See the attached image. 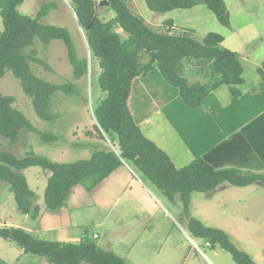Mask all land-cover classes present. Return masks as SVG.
<instances>
[{"label": "trees", "instance_id": "obj_1", "mask_svg": "<svg viewBox=\"0 0 264 264\" xmlns=\"http://www.w3.org/2000/svg\"><path fill=\"white\" fill-rule=\"evenodd\" d=\"M23 1L0 0L3 22L0 30V78L6 69L11 70L23 92L30 97L37 116L42 120H52L56 116L51 111L54 92L70 93L74 87L72 84L52 83L34 73L30 63L40 62L32 48L35 39L43 45L55 39L63 41L76 78L86 73L87 58L78 57L65 27L40 21L54 7L53 3L42 4L35 16H30L18 10ZM106 1L107 9L114 15L104 21L97 15L94 0H70L78 23L84 29L88 48L98 60L97 84L106 94L94 109L93 126L100 143L95 145L88 158L71 162L52 161L34 151L19 157L11 151L0 150V180L8 184L18 210L24 214L31 212L34 219L38 217L40 207L34 204L36 193L21 171L32 166L48 171L43 202L47 209H57L74 187L82 185L91 191L126 161L171 202L175 201L176 195L179 196L193 236L212 245L218 244L237 264H256L250 255L233 244L226 232L191 217L189 202L192 192L209 191L224 182L238 187L255 182L264 185V121L261 117L246 125L247 131L251 132L237 141L238 153L228 149L224 155L235 157L245 151L253 153L262 172L243 171L235 165H213L207 155L196 156L188 164L176 167L170 156L145 136L139 116L135 115L137 111L130 104L137 79L157 70L166 84L178 90L182 102L195 108L205 100L212 87L242 82L243 66L238 54L221 45L223 36L219 33L208 32L199 41L189 34L156 32L142 16L132 13L125 0ZM144 1L149 9L156 12L190 9L204 4L222 25L230 26L224 0ZM167 23L171 25L172 21ZM189 64L213 80L212 87L199 82L189 84L185 77ZM14 100V96L0 92V136L13 144L19 139L21 130L26 129L37 132L44 141L56 139L52 134L38 131L22 111L13 107ZM0 237L15 242L24 253L44 257L49 264H127L113 251L99 247L88 234L78 242H62L38 238L22 227L1 225Z\"/></svg>", "mask_w": 264, "mask_h": 264}, {"label": "rangeland", "instance_id": "obj_2", "mask_svg": "<svg viewBox=\"0 0 264 264\" xmlns=\"http://www.w3.org/2000/svg\"><path fill=\"white\" fill-rule=\"evenodd\" d=\"M225 1L231 5L233 14V27L231 29H227L222 25L214 13L207 9L204 4H198L190 9L156 12L149 9L144 0H125L132 13L142 16L147 25L156 32L189 34L190 37L196 40L200 39L199 41L203 40L206 33L216 32L226 36L224 41L226 46L238 50L241 54L252 55L254 53L257 58L264 56V0H261L262 4L260 7L251 8V21L247 20L248 18L245 16L239 15L237 10L239 7L235 3H238L239 0H234L235 2L231 0L232 4L230 0ZM250 2L252 1H240L241 4L247 3L251 5ZM44 3H53L54 7L40 21L44 24L63 26L68 30L78 57L87 58V71L79 78L74 76L73 66L69 61L63 41L55 39L48 45H43L38 39H35V44L32 48L35 50V55L40 62L32 61L30 63L34 73L52 83L72 84L74 89L70 93L61 90L55 91L52 97L51 111L56 116L52 120H42L35 113L31 99L23 92L19 80L13 75L11 70L6 69L4 75L0 78V92L14 96L13 107L22 111L38 131L52 134L56 139L44 141L37 132L22 129L19 139L13 144H10L7 138L0 136V150L11 151L19 157H22L28 151H34L57 162L85 159L91 155L93 149L96 148L95 145L100 143V139L96 138V130L93 126V123H95L94 109L106 94L100 90L97 84V77L100 72L98 60L88 48L84 29L78 23L70 0H24L19 5L18 10L22 14L35 16ZM96 12L99 18L104 21L111 19L114 15L113 12L107 9V4L103 0H97ZM170 20L172 21L171 25L167 23ZM255 28L262 32L261 36L263 39H253L246 35L248 32H256ZM2 29L3 22L0 15V30ZM244 31L247 32L243 33ZM122 35L125 36L123 33ZM145 60L146 58H144ZM195 70L196 68L192 64L186 66L185 77L188 80L187 82L192 84L199 80L200 84H204L202 80L205 81V79L192 74V71ZM140 90L146 91V96L143 97L140 94ZM162 90L165 91L164 94H167L166 97L163 96ZM173 96H176L177 102L171 100ZM142 101L145 104L142 109L138 110L136 106L140 107L143 103ZM130 104L135 107L137 111L135 115L136 117L139 116V122H143L142 120H145V118L149 122L148 124L141 123V126H144V128L147 126L149 129L143 130L145 136H148L160 146L163 144L170 151L175 163L180 164L176 159L177 154L175 153L178 152L182 145L181 137L185 138L188 131L192 128V121L186 113L189 108L179 98L178 90L166 84L160 73L155 70L147 77L137 79L131 94ZM162 117L165 120L163 122ZM162 134L167 137L163 143ZM235 166L241 168L236 164ZM253 169L255 168L252 167L251 171H254ZM242 170L248 169L242 168ZM259 172L262 171L260 170ZM21 173L25 175L29 187L35 191L36 198L39 197L38 200L36 198L33 199L34 203H37L38 206L44 204L43 198L48 171L43 170L39 166H32L21 171ZM223 184L228 185L225 188V193H231L230 197L223 196L218 200L211 201L205 196L208 195V192H194L193 199L196 203L197 200L199 202L205 200V203L212 208L210 215H214L212 216L213 224L222 225L221 222L227 220V223L233 229H236L237 235L235 234L232 237V234H230L229 236L233 244L238 249L251 255V257L258 258L260 264H264V189L261 188L259 190V185L262 184L255 182L245 187L229 185L226 182ZM78 188L84 189V186L79 185ZM164 202L168 204L165 200ZM172 203L171 205H175V208L174 206L173 208L169 206L170 204H168V208L180 223V229L183 233L193 237L195 243H197L195 244V249L198 252H205V254L211 256L213 248H207L204 244V239L194 237L189 230L186 217L182 213V204L178 195H176L175 201ZM177 208L181 212V216L175 210ZM39 211L41 212V207ZM193 212H196V205ZM30 215L31 212L24 214L18 210L14 195L9 190L8 184L0 180V225L25 227L24 229L34 236L43 238L44 235L40 231V225L39 228L36 226L39 215L34 219ZM63 217L64 214H58L55 217V222H61ZM87 224L89 223L86 222L81 226L85 228ZM92 225L90 223V227ZM170 229V227H166L165 230L169 231ZM71 230L72 227H67L61 232L66 233ZM172 232L173 238L180 237V233L176 234L174 230ZM92 238L95 237L93 236ZM182 244L184 248L187 245L186 240L183 238ZM154 247L152 245L151 249L146 250L148 258L150 257V250H153ZM216 249L219 251V263L217 262V264H237L228 251L218 245ZM199 256L200 258L201 256L204 257L203 254H199ZM156 258L158 260L162 259L159 256ZM0 264L49 263L44 257L32 253H24L15 242L0 237Z\"/></svg>", "mask_w": 264, "mask_h": 264}, {"label": "crops", "instance_id": "obj_3", "mask_svg": "<svg viewBox=\"0 0 264 264\" xmlns=\"http://www.w3.org/2000/svg\"><path fill=\"white\" fill-rule=\"evenodd\" d=\"M240 1L245 2V0H239L237 3L232 0L239 7H236L239 15H243L251 21V8L260 7L262 1L248 0L252 1L250 2L251 5L241 4ZM224 2L230 16V26L225 27L231 29L233 27L231 5L225 0ZM232 2L230 0L231 4ZM261 34L262 32L256 29V32H248L246 35L253 39H263ZM222 36L221 45L236 52L242 63V82L235 85L223 83L212 87L213 80L197 70L192 71V74L205 79L202 82L212 88L201 104L195 108L188 107L189 110H186L192 121V128L185 138L181 137L182 145L175 153L180 164L175 163L168 148L163 144L162 146L156 144L170 156L176 167L188 164L196 156L207 155L210 164L223 167L236 164L241 167L240 169L248 170L254 167L257 170L253 169V172L257 173L261 169L257 167L258 160L255 154L245 151L241 156L226 157L224 151L230 149L229 151L238 153L239 143L237 141L251 132L247 131L249 129H246V125L260 117L264 121V56L257 58L254 53L243 55L238 50L226 46L224 43L226 36ZM196 82L200 83L199 80ZM167 91L170 92L168 89ZM145 92L140 90L143 97L146 96ZM164 92L162 90L163 96L166 97L167 94ZM171 100L177 102L176 96H173ZM144 104L143 102L140 107L136 106L137 109H142ZM142 121L139 123L142 131L149 130L147 126L145 128L141 126V123H149L147 118ZM163 121L165 120L162 117ZM166 139V135L162 134V143ZM218 143L220 144L217 145ZM214 147L216 148L211 150ZM227 186L221 183L212 190L204 191L208 192V195H205L206 198L212 201L223 196L230 197L231 193H225ZM261 188L264 189L263 184L259 185V190ZM84 190L86 189L74 187L60 208L47 209L42 206L44 204L39 205L41 212L36 226L39 228L40 225V231L43 232L44 236L41 239L78 242L84 235L88 234L95 237L93 239L99 247L113 251L122 257L127 264H217L219 251L216 247L218 244L212 245L204 239L205 246L213 248L211 256L205 252H198L195 249L197 243L193 237L183 233L179 227L180 223L168 208V204L172 208L173 206L175 208V205H171L173 203L170 200L149 185L128 162L123 161L121 166L91 191ZM193 193L190 195L189 214L199 219L204 225L221 229L228 236L232 234L234 237L236 229H233L227 220H223L222 225L213 224L212 216L214 215H210L212 208L205 203V200L200 202L197 200L196 203L193 199ZM36 199L38 200L39 197ZM195 205L196 212H193ZM175 210L181 216L178 208ZM61 213L64 214L63 220L56 223L55 217ZM86 222L89 224L83 228L81 225ZM90 223L93 224L91 227ZM67 227H72V230L66 233L61 232ZM166 227L171 229L166 231ZM173 230L176 231V234L180 233L179 238H173ZM182 238L187 242L185 248L182 244ZM152 245L155 247L150 250V257L148 258L146 250L151 249ZM199 254H203L204 257L201 256L200 258ZM158 256L162 259L158 260L156 258ZM251 258L256 264H260L258 258Z\"/></svg>", "mask_w": 264, "mask_h": 264}, {"label": "water", "instance_id": "obj_4", "mask_svg": "<svg viewBox=\"0 0 264 264\" xmlns=\"http://www.w3.org/2000/svg\"><path fill=\"white\" fill-rule=\"evenodd\" d=\"M94 2H95V6H96L97 5V0H94ZM103 2L107 4L106 0H103Z\"/></svg>", "mask_w": 264, "mask_h": 264}, {"label": "built area", "instance_id": "obj_5", "mask_svg": "<svg viewBox=\"0 0 264 264\" xmlns=\"http://www.w3.org/2000/svg\"><path fill=\"white\" fill-rule=\"evenodd\" d=\"M96 236V235H95Z\"/></svg>", "mask_w": 264, "mask_h": 264}]
</instances>
